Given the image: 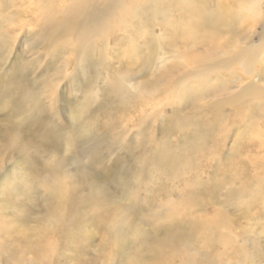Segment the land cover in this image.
Returning <instances> with one entry per match:
<instances>
[{
  "label": "rangeland",
  "instance_id": "rangeland-1",
  "mask_svg": "<svg viewBox=\"0 0 264 264\" xmlns=\"http://www.w3.org/2000/svg\"><path fill=\"white\" fill-rule=\"evenodd\" d=\"M74 1L26 0L9 25L17 33L11 34L9 58L0 69V264L18 241L55 243L51 264H81L80 256L87 264H122L130 247L121 252L105 248L107 229L94 225L101 216L115 223L125 219L139 229L143 240L138 246L183 231V240L174 243L194 252L198 264H235L244 258L245 264H264V90L258 87H264V49L245 53L263 37L262 19L253 26L237 0H186L191 5L183 10L163 13L158 7L152 13L155 5L143 4L146 0H123V11L110 5L105 19L102 15L98 23L73 28L72 34L87 36L97 56L105 49L101 61L78 62L83 44L76 36L65 42L34 35L48 22L44 13L59 21ZM261 5L264 10V1ZM36 12L37 20H30ZM125 12L129 26L122 27L118 21L125 22ZM129 35L156 49L147 66L131 57ZM242 38L247 43L242 45ZM221 49L238 52L239 63L193 75L177 95L174 71L212 63L217 51L223 55ZM146 53L151 50L141 55ZM245 56L246 66L241 65ZM21 63L28 77L24 96L38 107L39 125L24 122L18 136L15 125L28 118L6 105L3 83ZM165 72L166 78L154 80ZM125 73L131 77L118 88L117 79ZM249 83L260 96H243L240 107L222 103L227 95L206 94L218 85L220 95L239 93ZM13 137L22 138V146L31 144L32 157L24 165L19 161L25 153ZM17 175L29 188L22 187L25 197L14 201L1 191L10 192ZM215 218L225 224L211 231L208 223ZM20 258L28 261L32 255ZM137 259L138 264H158L148 252Z\"/></svg>",
  "mask_w": 264,
  "mask_h": 264
},
{
  "label": "bare ground",
  "instance_id": "bare-ground-1",
  "mask_svg": "<svg viewBox=\"0 0 264 264\" xmlns=\"http://www.w3.org/2000/svg\"><path fill=\"white\" fill-rule=\"evenodd\" d=\"M42 1L47 2L49 0H42ZM162 1L163 0H146L143 4L145 5H148L149 3L154 4L155 6H152L150 4L153 7L151 9L152 13L157 12V7L160 9L161 13H163L164 9H177L181 11L186 6L191 5L186 0H177L175 4H170V5H167L166 3H162ZM262 1L264 0H237V5L239 9L245 10L249 13L253 22V26L259 19L260 20L262 19V24L264 26V10L262 9V5H261ZM25 2L26 0H0V69L2 64H4L9 58L10 50L8 49L10 48L12 40H14L13 39L14 37H12L11 34L17 33L15 30H10L9 25L12 24L16 19L15 15L17 13H21L20 5H22ZM17 3H19V7H15ZM110 5L116 6L117 9H121L122 11L126 6L123 0H103L101 6H96L95 3H91L89 1L83 0L82 3H80L78 0H75L72 3V5L68 6L62 12L63 14L62 18L59 21H51L53 14L44 13L43 15L44 21L48 20V22L45 24L43 29H41L38 33L34 35H38L39 39L41 36H44L46 38L63 39L65 42L67 41L66 40L67 37L74 38L76 36L78 40L83 44L78 49V52L80 53L78 62L80 61L81 58L86 60L94 58L97 61H101L104 59L105 49L101 48L100 56H97L96 48L94 47L93 44L89 45L87 36L80 37L79 35L72 34V30L73 28H80L87 26L90 23H98L101 20L102 15H105V17H103L105 19L108 15L106 9ZM200 7L201 5H196V8L199 9ZM49 11L53 12V9L49 8ZM121 16L122 18H124L125 22L123 23V21L119 20L118 25L122 27H125V25L129 26L127 12H125V14H121ZM37 17H38L37 12L34 14L32 13L30 15V20L32 21L37 20ZM134 17H136V15H134ZM205 24L206 23L204 17H200L199 25L204 26ZM46 31H49L50 34L55 36L51 37L50 35H45L44 33ZM262 34L263 37L260 33V38L261 37L262 38L261 39L259 38L260 41L257 45L251 44L250 46L253 47L246 48L245 53H247L248 56H250L251 53H255L264 49V30L262 31ZM127 38L129 39L128 46L131 47V54H130L131 57L135 56L136 58H140L143 67L147 66L150 63L149 61L150 58L153 57L152 56L153 50L156 51V49L151 44H150L151 48H148V44H142V45L137 44V42L134 39V35H129ZM198 43L205 44L206 42L198 41ZM245 43H247L246 40L242 38L241 44L243 45ZM225 46L227 49H231L230 44H225ZM147 49L151 50V54L146 53L145 56H142L141 53ZM243 49L244 48L242 47V50ZM221 51L223 52V55H221L219 51H217L218 55H212L213 56L212 59L214 58L216 59L212 63H205L199 68L189 69L187 72L181 71L180 73L177 74H175V71H180V70H175L173 73V76L175 77V82L172 85L175 87L176 94L178 95L179 91H182V89L185 88L187 82L193 77V75L198 77H203L205 74L208 75L209 73H211L217 67L234 66V64L239 61V58L236 59L237 55L239 54L238 52L232 51L228 53L226 49H221ZM123 56L125 55L123 54ZM241 61H242L241 65L246 66L248 64V57L245 56V61L243 59H241ZM24 66L25 65L23 63L14 65L11 68L13 71L12 72L13 77L9 78L6 84L3 83L4 93L5 96L7 97L6 105H8L12 109L15 115L21 113L22 115H24V117L28 118L26 120H24L23 118H19L21 120L20 125L17 126L15 125V129L17 130L16 133L18 134V136H20L19 131L22 129L20 127L24 122L27 121V123H29V125L31 126H35L36 124L39 125L37 122V115L39 114V111L37 110L38 107L36 106L35 103H32L28 100L29 99L28 94L24 96L25 91L23 89V85L28 79ZM245 66L242 67L245 68ZM245 73L250 77L253 76L251 71L246 70ZM130 77L131 75L129 73H125L124 75L119 77L117 79V87L122 88L125 84V81H127L128 78ZM166 77H167V72L163 73L159 78L154 80H158ZM258 87L264 90V87H262L260 84L258 85ZM230 88L231 87H229V89ZM221 91H222L221 85H218L216 90L208 89L206 94L208 96H214V97L227 95L228 97H224L223 99H221L222 103H233L235 107H240V104H243V102L246 100L242 98L243 96H247V97L253 95L260 96L259 92L253 91L251 87V83L245 85L244 87H241L239 93L228 92L226 94L220 95L219 92ZM21 98H25V99H21ZM235 103H239V104L236 105ZM214 106H220V105H214ZM214 106H211V108ZM179 110L181 109L174 108L173 112H177ZM182 113L183 112L175 114V116L180 117ZM194 113H196V111L193 112V114ZM214 117L219 118L220 114H216L214 115ZM177 124H182V123L178 122ZM184 126L185 125L183 124L181 126V129H184ZM21 140H19V138H14L13 142L15 143L18 142V147L20 148L19 152L21 151L25 153V157H22L21 160L19 161L21 163L24 162L22 164L24 165L25 159H29L32 157V150L31 151L27 150L29 149L28 148L29 146L31 147V144L29 142H22L23 143L22 146ZM26 165H27V169H30L29 162H26ZM14 177H15L14 179H16V176ZM22 187L25 189L29 188L28 185L22 181L21 175L20 176L17 175L15 184L10 185L9 188L10 192L3 190L1 191V194L2 195L7 194L10 197V199L17 201V199L25 197ZM16 212H17L16 210L12 211V213L14 214ZM19 212L22 215L24 214L23 213L24 211L23 212L19 211ZM66 212H71V209H68ZM223 224H225V221H223L222 219L215 218L209 221L208 227L211 228V231H214L213 228L215 226L223 225ZM94 225L97 227H105L107 229V235L105 237V244H106L105 248L109 246L113 250L116 249L114 250L115 252H121L123 250H127L130 247L129 257L122 264H138L137 257H139L142 252L151 253L152 256L154 257V261L158 264H167L169 261L173 259H176L178 264H198L197 259L195 257L196 254L194 252L192 253L188 252L187 248H184L183 250L185 251H182L179 248V246L174 243L183 240V235H182L183 231L181 232L172 231L163 240H159V239L150 240L148 238L144 242V244L138 246L139 244L142 243L143 234L139 229L131 228V224L125 219H121L118 223H115V222H110L101 216L98 217V220H95ZM192 230L193 228L191 226L187 228V231L189 232H191ZM219 238L224 239L220 235ZM190 245L192 246L191 243ZM6 251L9 253V255L6 257L7 259H5V264H51L52 258H54L56 255L57 248L55 246V243H53L52 241H42L35 245L25 244L18 241L17 245H15L14 247L7 248ZM24 253H30L32 255V258L28 261H25L24 259L20 258ZM244 260L245 258L242 261H237V263L235 264H245L246 262ZM77 262H82L81 264H87V261L83 260L81 256L78 257ZM65 263L68 264L67 262ZM230 264L233 263L230 262Z\"/></svg>",
  "mask_w": 264,
  "mask_h": 264
}]
</instances>
